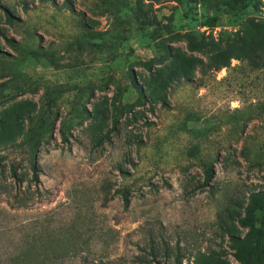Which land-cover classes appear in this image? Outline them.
<instances>
[{"label": "rangeland", "instance_id": "rangeland-1", "mask_svg": "<svg viewBox=\"0 0 264 264\" xmlns=\"http://www.w3.org/2000/svg\"><path fill=\"white\" fill-rule=\"evenodd\" d=\"M227 1L0 0L2 264H238L264 191V0L206 27ZM218 49L248 58L215 71ZM33 119L50 131L31 156Z\"/></svg>", "mask_w": 264, "mask_h": 264}, {"label": "trees", "instance_id": "trees-1", "mask_svg": "<svg viewBox=\"0 0 264 264\" xmlns=\"http://www.w3.org/2000/svg\"><path fill=\"white\" fill-rule=\"evenodd\" d=\"M255 0H229L225 4L214 9V16L208 18L205 22L206 27L214 28L218 25L222 15L239 16L247 8H249ZM6 18L9 22H13V15L7 8H3ZM255 33V50L253 56L257 61L264 62V20L254 22ZM248 58L247 54H233L227 49H218L211 57V67L215 71H220L225 68H230L233 59L240 60ZM141 93H143L140 90ZM264 109V108H263ZM88 118L87 110L77 103L71 110L70 117L62 121V126L59 130L62 140L67 142V132L72 130L79 123L81 124ZM34 119L31 121L32 127L26 135L25 140L21 143L22 146H27L28 153L33 156L39 148L41 140L49 133L50 125L48 119H43L41 123H36ZM119 122V118L114 119V127ZM32 170L37 174L38 167L35 163L32 164ZM213 177L212 168H208L203 187H207ZM124 200L128 203L127 194L123 195ZM240 225L248 231L243 236L231 235V246L234 250V257L238 264H264V191H258L250 196V202L246 207L245 216L239 220ZM154 250V249H153ZM24 262L21 261L22 258ZM144 264H164L153 258L151 262ZM12 264H32L33 258L27 257L25 253L17 255L12 259ZM0 264H2L0 262ZM88 264V260L85 262Z\"/></svg>", "mask_w": 264, "mask_h": 264}]
</instances>
